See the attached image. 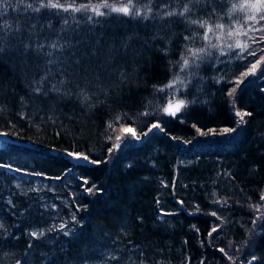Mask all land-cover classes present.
I'll list each match as a JSON object with an SVG mask.
<instances>
[{"label":"trees","instance_id":"obj_1","mask_svg":"<svg viewBox=\"0 0 264 264\" xmlns=\"http://www.w3.org/2000/svg\"><path fill=\"white\" fill-rule=\"evenodd\" d=\"M28 15L38 17L33 23L50 19L59 29L60 17L69 14L10 10L6 18ZM75 15L86 42L69 54L80 61L72 65L70 94L48 91L47 85V95L31 91L30 82L42 74V57L15 50L0 55V132L14 141L0 140V164L10 165L0 168V264H264V219L257 220L252 207L264 195V74L247 77L234 97L228 95L257 57L201 64L191 85L176 92L197 102L171 117L162 108L172 90L156 92L153 86L179 72L170 61L180 59L183 34H190L185 25L167 31L172 43L165 55L157 50L164 41L151 39L158 21L110 14L95 18L93 26ZM49 35L45 27L41 39ZM85 80L91 81L94 107L78 98L75 84ZM234 110L252 113L238 129ZM117 115L123 117L119 123ZM157 122L163 131L128 137L108 151L119 143L122 124L143 133ZM109 123L113 128L106 131ZM223 128L236 131L219 134ZM68 151L101 163H75ZM93 185V193L85 191ZM61 224L67 227L57 230ZM213 227L217 231L209 236ZM41 230L42 237L29 235Z\"/></svg>","mask_w":264,"mask_h":264},{"label":"snow or ice","instance_id":"obj_2","mask_svg":"<svg viewBox=\"0 0 264 264\" xmlns=\"http://www.w3.org/2000/svg\"><path fill=\"white\" fill-rule=\"evenodd\" d=\"M10 10L20 14H41L42 10H48L50 14L68 13L69 15L66 17L61 16V26L59 29H55L50 19L46 24L33 23L34 18L38 19L33 15H28L23 20L8 19L6 17L9 15ZM77 13L86 18V22L93 26L95 23H99L95 18L106 17L110 14H116L131 20L158 21L160 22L159 29L151 39L164 41L165 46L157 50L165 55L169 51L167 45L172 43V38L167 35V31H170L171 26L175 23L185 25V32H190V34H183L184 43L182 44L180 59L179 61H170V63L179 67V72L175 73L172 79L162 87L153 86L156 92L172 90L162 108L163 113L171 117H177L189 104L197 102L195 99L189 101L179 98L176 92L179 88H187L191 85L192 79L198 75L201 64L206 61L215 59L219 63H224L220 60V57H228L229 60L232 58L247 60L249 56L258 57L250 63L246 71L241 72L236 77L235 84L237 87L230 89L228 92L229 97H234L238 87L248 76L264 74V54L258 55V53H264V47H253L254 44L264 45V0H222V3L219 4H213L212 0H172L171 3L159 4H154L153 0H87L84 3H77V0H0V55H7L10 51L15 50L22 56L32 54L43 58L42 74L39 75L38 79L34 78L30 82L31 91L37 96L47 95L46 85L48 91L57 94H70L68 89L73 83L70 77L74 75L72 65L78 66L80 61L79 59L72 60L69 54L75 56V51L79 48V45L86 42L84 38L78 36L81 20L77 19L75 15ZM213 17H216V19L213 20ZM173 18L176 19L173 20ZM45 27L50 35L41 39ZM196 29H202L203 31L198 32ZM242 37L244 39H241ZM131 39V36L128 37L122 46L127 47ZM13 41L17 43L13 45ZM197 41L202 43L197 45ZM119 76L122 81L126 79L124 72H120ZM223 79L224 77L221 76L216 79V82ZM75 86L81 102L87 107H94L95 105L92 103L93 94L89 91L92 86L91 81L85 80L83 83L77 81ZM97 86L101 88V91L107 92V89L99 85L98 78ZM197 91L199 92L200 89L198 88ZM232 106L235 107L234 100ZM148 114L147 112L143 113V115ZM251 115L250 112L236 110L237 125L245 124L247 122L245 118ZM122 119L123 117L120 115L115 118L117 123ZM112 128L113 124L109 123L106 131ZM154 129L164 130L159 122L152 123L148 131L143 133H140L136 127L122 124L120 130L123 135L115 137L119 143L113 144L108 151L112 153L115 149L120 148L128 137L134 140H140L141 136L147 137ZM196 131L202 136L206 135L199 128H196ZM208 131L212 135L218 134L215 129H209ZM235 131V128H223L219 134H230ZM7 135L6 132H0V137H6ZM67 155L77 161L83 160L93 164L101 163L99 160H90L88 155L81 152L68 151ZM7 167H10V165L0 164V168ZM16 171H19V169H16ZM36 175H40V173H36ZM83 183L88 184V180L84 179ZM94 188L93 185L86 188L85 191L91 194ZM260 199L264 201V195H261ZM216 202L219 203V201ZM252 207L259 211L261 205ZM167 214L162 213V215ZM212 215L215 216L216 213L213 212ZM259 219H264V215L257 217V220ZM73 220H75V216ZM253 224H256V220L253 221ZM66 227V225L61 224L57 230ZM216 231L217 227H213L208 235L212 236ZM63 234L67 236L69 232L64 231ZM29 235L33 239H37L44 235V231H33ZM29 247H31V244H29ZM219 251L224 252V249ZM229 259L233 258L229 257ZM256 259V256L252 257L253 261ZM15 264H21V261L16 260ZM140 264H145V262L142 260ZM201 264H204V262L201 261ZM249 264H251V261Z\"/></svg>","mask_w":264,"mask_h":264},{"label":"rangeland","instance_id":"obj_3","mask_svg":"<svg viewBox=\"0 0 264 264\" xmlns=\"http://www.w3.org/2000/svg\"><path fill=\"white\" fill-rule=\"evenodd\" d=\"M90 14V13H89ZM257 36L259 35L258 33L256 34ZM241 39H244L243 37L241 38ZM253 47L254 48H260V47H263V45H259V44H254L253 45ZM260 54H264V53H258V55H260ZM258 58V57H257ZM259 75V74H258ZM258 75H256V76H258ZM261 75H263V74H261ZM255 76V77H256ZM253 78L254 76H248V78ZM235 111L236 110H234V112H233V115H234V117H235V122H237V120H238V118L235 116ZM239 128V126L237 125L236 126V129H238ZM122 136L123 135V133L121 132V131H119L118 132V134H117V136ZM118 143V142H117ZM259 205H261V207H260V210L259 211H257V210H255L256 212H255V215L256 216H258V217H260V215L261 214H263V212H264V201H262Z\"/></svg>","mask_w":264,"mask_h":264},{"label":"water","instance_id":"obj_4","mask_svg":"<svg viewBox=\"0 0 264 264\" xmlns=\"http://www.w3.org/2000/svg\"><path fill=\"white\" fill-rule=\"evenodd\" d=\"M0 140H4L6 142H14L13 140H11L8 136L6 137H0ZM75 163H82V162H85L83 160H80V161H77V160H74Z\"/></svg>","mask_w":264,"mask_h":264}]
</instances>
